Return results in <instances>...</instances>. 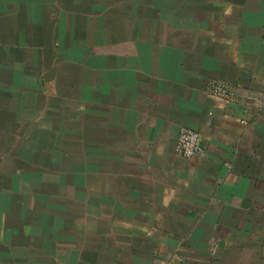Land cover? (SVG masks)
<instances>
[{
	"label": "crops",
	"instance_id": "obj_1",
	"mask_svg": "<svg viewBox=\"0 0 264 264\" xmlns=\"http://www.w3.org/2000/svg\"><path fill=\"white\" fill-rule=\"evenodd\" d=\"M0 264H264V0H0Z\"/></svg>",
	"mask_w": 264,
	"mask_h": 264
},
{
	"label": "built area",
	"instance_id": "obj_2",
	"mask_svg": "<svg viewBox=\"0 0 264 264\" xmlns=\"http://www.w3.org/2000/svg\"><path fill=\"white\" fill-rule=\"evenodd\" d=\"M211 91L221 97H229L227 88L216 83L211 84ZM177 155L183 158H193L202 154L203 149L200 144V134L194 129L183 127L180 129L175 146Z\"/></svg>",
	"mask_w": 264,
	"mask_h": 264
}]
</instances>
